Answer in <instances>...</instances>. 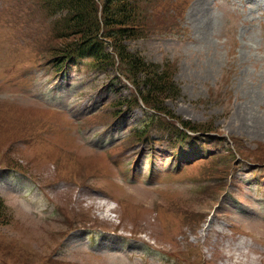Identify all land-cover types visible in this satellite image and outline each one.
Listing matches in <instances>:
<instances>
[{"label": "rangeland", "instance_id": "rangeland-1", "mask_svg": "<svg viewBox=\"0 0 264 264\" xmlns=\"http://www.w3.org/2000/svg\"><path fill=\"white\" fill-rule=\"evenodd\" d=\"M48 1L0 0V264H264V0L144 3L126 44L210 131L188 151L141 106L115 121L124 76L57 66L74 40Z\"/></svg>", "mask_w": 264, "mask_h": 264}, {"label": "trees", "instance_id": "trees-1", "mask_svg": "<svg viewBox=\"0 0 264 264\" xmlns=\"http://www.w3.org/2000/svg\"><path fill=\"white\" fill-rule=\"evenodd\" d=\"M154 0H49L48 6L55 9L68 11V17L64 24L68 34L71 32V40H74L60 56L59 67H66L69 60L66 57L77 56L79 59L92 58L97 68L102 72L117 73L115 79L125 84L121 76L134 87V100L130 97L120 102L124 106L127 102L134 103L136 106L139 101L144 102L155 114H162L173 119L172 121L158 115L153 117L155 126L163 127L165 134L175 135L180 142L182 150H186L190 141L196 142V137L200 134V141L210 139V131L200 128L170 111L166 106L165 110L160 103H166L165 100L176 101L181 97L182 91L179 89L178 82L174 77L175 71L169 66L155 62H148L138 54H133L128 49L127 42L140 38L145 31V13L148 9L144 8V3H151ZM79 37L75 41L74 37ZM77 39V38H76ZM112 39V52H104L106 40ZM66 47V46H65ZM111 62L110 67L108 63ZM94 67V68H95ZM174 72V73H173ZM119 74V75H118ZM173 75V76H172ZM126 85V84H125ZM118 87V85H117ZM124 109L117 112H123ZM149 122L147 130L150 129ZM145 130L141 134H145ZM173 139V138H172ZM190 140V141H189ZM178 142V143H179ZM208 141H204L207 143ZM184 144L187 145L184 149ZM4 202L0 197V220L4 213Z\"/></svg>", "mask_w": 264, "mask_h": 264}, {"label": "bare ground", "instance_id": "bare-ground-1", "mask_svg": "<svg viewBox=\"0 0 264 264\" xmlns=\"http://www.w3.org/2000/svg\"><path fill=\"white\" fill-rule=\"evenodd\" d=\"M203 19V18H202ZM113 115V114H112ZM107 215V214H106ZM221 230H222V228H221ZM221 232V231H220Z\"/></svg>", "mask_w": 264, "mask_h": 264}]
</instances>
